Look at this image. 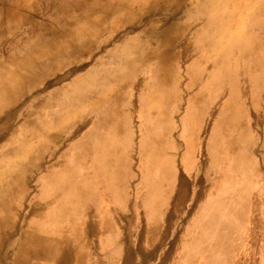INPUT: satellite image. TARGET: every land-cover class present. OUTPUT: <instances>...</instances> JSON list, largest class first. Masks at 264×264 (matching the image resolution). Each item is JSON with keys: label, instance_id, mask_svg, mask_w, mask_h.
I'll return each instance as SVG.
<instances>
[{"label": "rangeland", "instance_id": "obj_1", "mask_svg": "<svg viewBox=\"0 0 264 264\" xmlns=\"http://www.w3.org/2000/svg\"><path fill=\"white\" fill-rule=\"evenodd\" d=\"M95 1L36 0L37 14L23 20L19 33L5 34L12 41L4 45L0 57L6 54L5 51L14 50L15 40L19 39L21 43L37 36L44 37L51 27L60 25L67 17L78 15ZM109 1L115 0H99L100 3ZM130 2V14L125 10H112L98 19L93 13L88 21L96 22V30L76 36L75 41L67 45L69 39L66 36L55 40L57 50L65 57L58 68L25 84L14 103L0 110V166L21 145V137L29 129L28 121L48 119L49 113L62 108V118L67 123L53 127L48 135L34 138L36 145L31 153L35 151V165L27 173L28 199L37 193L39 177H43L50 167L52 172L71 173V179L87 174L85 182L92 196L89 200L86 196L81 199L73 197V201L77 199L78 211L87 200L95 214L103 208L106 213L113 210L107 217L112 226L117 223V237V229H121V236L131 244L124 251L117 241V264L165 263L152 259L150 254L154 241L150 229L156 225L185 231L184 264H264V230L250 221L247 229L238 223L245 212L250 218L258 216L256 209L250 213L248 208L245 211L243 208L255 206L259 194L264 191L250 185L253 178L264 177V129L253 133L245 131L247 127L243 122L248 118L241 115L233 97L225 100L228 94L234 93L241 98L248 90V78L264 86V0H209L206 5H202L201 0ZM32 23H38L40 27L31 32ZM171 23H187L188 27L177 41L164 46L165 51L176 54L171 79L172 85L177 86V90L173 89V96L166 93L169 100L165 106L159 97L149 102L148 67L138 63L131 67L136 54L127 44L132 40L154 43L153 33ZM91 69L117 74V78L112 76L117 80V90L120 85L121 96L126 98L122 101L130 103L122 114L125 119L122 129L117 131L116 143L111 142L108 131H95L97 114L89 113V106L83 100L70 101L63 92L78 76ZM194 75H197L196 79H193ZM127 82L130 86H124ZM107 86L110 89L113 83ZM148 106L155 111L149 110ZM229 107L234 112L229 111ZM157 109L166 110L170 115V123L164 128L169 132L161 142L163 152L160 149L155 151L154 143L148 145L149 134L143 127L147 118L151 121L150 117L154 115L150 112H157ZM120 112L117 114L121 115ZM223 113L234 115L229 117L231 124L228 122L220 130L219 120ZM26 120L28 123L24 124ZM117 121H121L119 116ZM161 128L158 124L151 129L153 137L163 133ZM92 129L94 135L91 133L83 140ZM217 130L220 132L216 133ZM99 136H103V145ZM105 160L109 162L105 164L108 177L100 166ZM114 180L117 182L115 191L110 187ZM210 189L220 190V194L230 190L235 192L233 201L237 222L234 228L226 227L223 222L228 221L225 218V197L221 196L213 201L219 213L205 210L212 219H198L193 224V218L202 210ZM9 203L15 205L12 198ZM21 207L19 209L23 210ZM26 214L28 211L24 207L20 215L22 220L28 221ZM220 216L224 218L221 221ZM73 218L77 217L74 215ZM14 219L17 222L18 217ZM25 221L20 227L16 225L14 237L26 229ZM230 232L233 233V243L226 244ZM244 232H248L246 239L242 236ZM208 234L218 238L211 237L200 243ZM91 238L95 245L97 236L91 235ZM8 243L6 240L1 248L0 264H12L16 245L9 246ZM195 256L201 259L194 260Z\"/></svg>", "mask_w": 264, "mask_h": 264}, {"label": "bare ground", "instance_id": "obj_2", "mask_svg": "<svg viewBox=\"0 0 264 264\" xmlns=\"http://www.w3.org/2000/svg\"><path fill=\"white\" fill-rule=\"evenodd\" d=\"M35 1L36 0H0V51L3 50L5 44L11 43L12 41L11 38L5 34L7 32L9 34L15 32L19 33L23 20L32 18L37 14ZM130 1L131 0H115L100 3L99 0H96L78 15L67 17L60 25L51 27L44 37L40 38V36H37L36 39L33 38L21 43L19 39L15 40L14 47L16 49L13 47L14 50L9 52L5 51L6 54L3 53L0 57V110L14 103L17 94L20 93L21 88L25 84L31 83L33 79L42 74H46L47 71L58 68L61 61L65 58L57 50V45L55 44V40L59 36H66L69 39L65 44L67 45L75 41L74 38L76 36L82 33L89 34L96 30V22L90 23L88 21V18L93 13H95L98 19H101L112 10H117V12L125 10L130 14ZM201 1V4L203 3L205 5L207 4L206 1L209 2V0ZM30 2L32 3L29 4ZM187 25V23H171L160 31H155L153 33V37L156 40L154 43L150 42L146 44L144 42H135L136 40H132L129 45L127 44L129 49L135 50L136 54V60L132 58L133 62L131 67L134 65L136 67V63L140 65L144 64L148 67L150 76L149 80L147 79V88L151 89L149 102L159 97L165 102V106H167L169 98L167 99L165 96L166 93H171V96H173V89L177 90V86L172 85L173 80L171 79L175 72L172 63L174 62L173 60L176 54L165 51L164 46L173 44L177 41L184 30L187 29ZM39 27L38 23H32L29 29L32 32ZM246 37L251 38L250 36ZM204 45L205 44H203V46ZM96 71L97 70L91 69L85 74L78 76L72 82L71 87H67L63 92L70 101L83 100L85 104L89 106L88 112L94 113L95 115L97 114L98 121L96 125L93 126L96 128L95 131L99 129H102L104 132L108 131L111 135V142L116 143L117 131L122 129L121 125L124 123L125 119V115L122 114L127 111V106L130 103L129 101H122L126 100V98L121 96L123 91L120 90V85L117 90V80H115L117 74L115 75L108 71ZM257 74H259V72ZM113 75H115L116 78L112 77ZM196 78L197 75H194L193 79ZM110 83H113V87L108 89L109 86H107V84L110 85ZM129 83L130 82H127L124 86H130ZM121 101L122 103H120ZM80 108L82 109V107ZM147 108L155 111L152 106H148ZM117 111H122V113L120 112L121 115H118ZM165 111L166 110L162 111L161 109H157V112L151 111L150 113L154 114L150 117L151 121L147 118L144 125L142 124L146 133L149 134V138L147 139L149 142L148 145L154 143V147L156 148L155 151L160 149L163 152L164 146L161 142L163 136H166L167 132H169V130L166 131L164 129L165 124L167 125V123H170V115ZM229 111L234 112L231 107H229ZM62 115V108H59L49 113L48 119L38 118L33 121H28L29 125H27L29 129L27 133L24 131V135L20 140L21 145L15 148L6 162L0 166V252L5 241L8 240L9 246L16 245V250L12 257V264H87V259L96 254H100L105 259V264H117V232H115L117 223L112 226L111 221L107 217V214L113 212V210L106 213L105 208H103L98 214L91 211L90 202L88 200L92 195L87 188L88 183L85 182L88 177L87 174L82 176H78L77 174L79 178L71 179V173L63 171L52 172L53 169L50 167L46 170L43 177H39V189L37 193L34 194L31 200L28 199L29 178L27 173H29L31 168L34 167L33 165H35V159H33L35 151L31 153L32 148L36 145L34 138L39 135H48L53 127L58 128L65 124L66 121L63 120ZM233 115V113H223L221 120H219L220 130H223L228 125V122L230 123L229 117ZM117 116L121 118V121H117ZM158 124L162 127L163 133L155 138V136L153 137L151 129H154V126ZM220 130H217L216 133L220 132ZM93 131L94 129L89 131L88 134H85V139L83 140L88 139ZM102 137L103 136H99L101 139V142H99L103 145L102 142L104 141H102ZM215 146H217V144ZM21 148L23 149L21 150ZM28 156L30 157L28 158ZM101 163L100 166L103 171L107 172L106 177H108V170L105 168V164L109 162L105 160ZM74 167L76 168V166ZM70 170L71 169L68 171ZM116 183L115 180L112 183L110 182V187L114 191L117 186ZM227 188L228 186L226 189ZM157 192L158 191H156V193ZM84 196H86L88 200L83 203L81 210L78 211V205L76 206L78 203L75 202L77 199L73 201V197L81 199ZM10 198L15 202V205L9 203ZM85 200L86 199H84V201ZM150 202L152 203L151 200ZM20 206H22L21 208H23V210L24 207L27 208L28 214H26L25 217L28 218V221L27 219L22 220L20 214L23 210L19 209ZM74 215L77 218L74 219ZM15 217H18L17 222L14 219ZM25 220L27 221L26 229L20 233L18 237H14L13 232L16 230V225L18 224V227H20L19 225ZM202 220L205 221L203 218ZM150 231L149 234L151 236ZM91 235L97 236L95 245H93L94 243L92 242L93 239Z\"/></svg>", "mask_w": 264, "mask_h": 264}, {"label": "crops", "instance_id": "obj_3", "mask_svg": "<svg viewBox=\"0 0 264 264\" xmlns=\"http://www.w3.org/2000/svg\"><path fill=\"white\" fill-rule=\"evenodd\" d=\"M248 81H249L248 90L246 93H242L241 98H237L236 93H234V95L228 94L225 100L228 101L229 98L233 97L232 99L236 101L235 103L238 104L239 106L238 109L241 110V112L243 113V114L241 113V115L248 118L246 122H243V125L247 127L245 131L253 133V132H259L262 129H264V86L259 82H251L249 78ZM212 99L213 97L211 98V100ZM239 102L241 103L239 104ZM263 178L257 180L253 178L252 180L255 182H252L251 180L250 185L253 188L257 186L256 190H260V191L261 189L264 190V182H262ZM251 191L254 190L252 189ZM234 195L235 192L233 190L227 191L225 194H220V192H218L217 189H210L209 193L207 194V198L204 201L202 210L200 212H197L193 218V224L196 223L198 219L202 220L203 218L205 221L212 219L211 217L207 216L205 210L212 211L215 208L214 210L217 211L214 210L213 211L218 214L219 213L218 212L219 210L217 209L218 207L216 206L215 203H213V201L215 197L221 196V198L225 197L224 199L225 213H227V216L225 218L227 219L228 222H225V220H223L224 218L222 219V216H220L221 218L220 221L223 220L226 227L230 226L229 228L232 227L234 228L235 222H237L235 221V214H234V201H233ZM247 208L250 213H253L254 212L253 210L256 209L255 212L258 214L257 218H250V214L248 216L246 215L245 212V215L242 216V219L241 220L238 219L239 220L238 223L242 225L243 229H247L249 228L248 225L250 221V224H254L259 229L264 230V191L262 194H259L258 203L255 206L250 205L248 207H244L243 208L244 211L245 209L247 210ZM178 217L179 215L176 218ZM120 230L117 229V231L119 232L117 241L120 242V244L124 247V251H126L127 248L125 249V247L131 244L128 242L127 239H123ZM151 233L153 234V240H154L152 243L153 248L150 253L153 255L152 259L158 261L159 260L164 261L165 263L162 264H171V262H175V261L178 262V264L180 263L184 264V262L186 261L184 255L185 253L183 251V245L186 242L185 231L179 232L176 231L175 228H168V227L166 228V227H161L160 225H156L155 227L151 228ZM247 234L248 232L242 233L244 239L248 238ZM208 235L209 236L205 237V239L202 240L200 243L204 242L205 240L211 237H216L214 234L212 235L208 234ZM158 237H160L161 239H157ZM225 243L226 244L233 243L232 232H230L229 240H227ZM126 255H129L128 252L126 253ZM130 256H133L131 251H130ZM122 258L123 257L121 254L120 261L122 260ZM193 259L197 260V259H201V257L195 256ZM87 261H88L87 264H105V259L100 254L92 255V257H89Z\"/></svg>", "mask_w": 264, "mask_h": 264}]
</instances>
